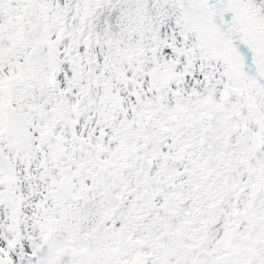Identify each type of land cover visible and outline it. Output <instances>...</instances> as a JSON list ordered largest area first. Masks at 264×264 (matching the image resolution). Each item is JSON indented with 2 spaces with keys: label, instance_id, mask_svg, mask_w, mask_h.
Wrapping results in <instances>:
<instances>
[{
  "label": "snow or ice",
  "instance_id": "1",
  "mask_svg": "<svg viewBox=\"0 0 264 264\" xmlns=\"http://www.w3.org/2000/svg\"><path fill=\"white\" fill-rule=\"evenodd\" d=\"M0 264H264V0H0Z\"/></svg>",
  "mask_w": 264,
  "mask_h": 264
}]
</instances>
